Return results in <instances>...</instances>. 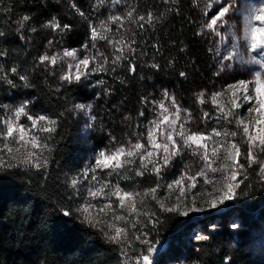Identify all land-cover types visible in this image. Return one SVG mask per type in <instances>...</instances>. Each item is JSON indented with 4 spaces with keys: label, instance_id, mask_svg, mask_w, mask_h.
Returning <instances> with one entry per match:
<instances>
[{
    "label": "trees",
    "instance_id": "obj_1",
    "mask_svg": "<svg viewBox=\"0 0 264 264\" xmlns=\"http://www.w3.org/2000/svg\"><path fill=\"white\" fill-rule=\"evenodd\" d=\"M115 8L117 13L112 11ZM0 9H4L0 11V31L5 33L0 38V50L8 53L0 57V67H17L29 77L27 87L15 76L10 77L16 82L15 88L0 82V104L31 100V110L58 119L56 132L48 141L52 151L46 153V170L0 169V264H125L127 258H138L136 251L108 242L96 227L64 217L60 211L78 208L66 181L80 168L87 153L86 146L76 141L74 106L95 100L103 112V132L117 137L129 135L134 125L143 123L149 102H160L165 90L176 97L182 109L199 117L200 107L209 102L212 93L240 78L217 75L214 45L199 33L204 19L202 7L195 0H120L118 4L113 0H0ZM132 9L133 19L125 20L123 29L119 23H110L111 32L104 33L109 40H122L134 49L125 47L124 58L112 64L120 53L106 40H90V25L100 30L109 17H124ZM149 12L154 17L151 23L147 22ZM25 15L31 20L17 31V21ZM138 16H145V20L139 21ZM53 17L61 25H71V30L59 33L41 27ZM33 27L36 32L31 31ZM85 44L89 49L83 47ZM64 49H77L88 56L103 53L109 62L94 77L95 84L85 80L79 85L61 86L60 62L56 68L36 65L41 55L62 54ZM102 62L98 58L97 63ZM153 64L159 67L153 68ZM129 65L135 66V72L129 71ZM180 72L186 76L181 77ZM202 92L204 104L197 100ZM91 138L101 143L104 136ZM253 176V169L247 168L236 190L238 207L245 214L259 205ZM154 213L158 223L148 224L147 233L152 243L163 242L166 248L154 256L152 264H164L168 249L190 222L175 213L158 209ZM206 236L208 240L189 241V246L186 243L191 264H255L246 252L232 246L226 226L208 231Z\"/></svg>",
    "mask_w": 264,
    "mask_h": 264
},
{
    "label": "snow or ice",
    "instance_id": "obj_2",
    "mask_svg": "<svg viewBox=\"0 0 264 264\" xmlns=\"http://www.w3.org/2000/svg\"><path fill=\"white\" fill-rule=\"evenodd\" d=\"M113 3L118 4L120 0H113ZM213 5H218V8L214 14L209 16L207 9L212 8ZM205 8L204 16L207 17V20L202 25V30H209L219 35L218 29L227 24L226 17L232 8V4L228 0H211V3L206 4ZM3 10L0 9V11ZM8 11L11 10L8 9ZM77 11L79 12V9ZM134 11L135 9L128 11L124 17H109L108 21L101 25L100 30L90 25V40H106L112 44L116 52L120 53L112 59V64H116L124 58L125 47L130 51H134V49L131 48L130 44H123L122 40H109V37L104 33L111 32V28L108 27L109 23H119V29H123V22L125 20L130 22L133 19ZM79 14L84 16L83 12H79ZM153 18V14L149 12L147 22L151 23ZM136 19L144 21L145 16H138ZM30 20V16H22L17 21V31L24 28ZM41 27L59 33L71 30V25H61L55 17L46 21ZM139 27L143 28L144 24H140ZM31 31L36 32L37 29L33 27ZM4 36L5 33L0 31V38ZM238 40L244 41L246 50L257 53L261 57V59H257L256 56H253L250 61L242 60V62L264 64V3L254 8L249 14L246 30L242 37H238ZM49 44L51 45L52 41H49ZM83 47L89 49L90 46L85 44ZM91 47L95 48V43ZM7 55L6 51L0 50V57ZM66 58H70L74 63H68ZM98 58H102L103 62L97 63ZM60 61H64L67 65L66 68L61 69L59 75L61 86H63L82 84L93 73L104 71V64L108 63L109 59L103 53H99L98 56H79L77 49H64L62 54L49 55L45 53L41 55L36 67L56 68ZM152 67L158 68L159 65L153 64ZM135 70L134 65H129V71L135 72ZM53 75H55L54 72ZM179 75L185 77L186 73L180 72ZM11 76L18 77L19 81L24 82L25 87L29 86L28 75L21 74L17 67H11L8 70L0 67V82L15 88L16 82L10 78ZM99 83H103V81H99ZM204 97L205 93L202 92L197 96V100L204 104L206 102ZM222 98H227L226 104L220 103ZM208 100L220 113L219 116L215 117L217 122L223 120L229 125L235 122L237 130L213 128L210 134L192 131L186 127L191 114L187 109H182L173 94L165 90L162 100L153 102L156 103L160 111L155 119L149 121L150 127L146 129V132L139 133L141 139L135 141L129 139L125 143H119L116 137H111L113 141L111 149L99 151L92 164L66 181L67 186L73 190L75 195H82L80 186L83 185L87 196L85 203L74 210L61 208L62 215L79 219L81 223H86L91 227H98L105 240L113 244L131 246L132 239L141 241L142 237L147 236V233L142 228L137 227V224L141 223L139 217L142 215L147 218L146 222L143 223L144 228L149 223H152L153 226L158 223V217L154 212H138V198L151 196L163 212L180 211L179 205L167 207L163 198L157 199L156 193L161 187L160 184L146 189L143 193L129 192L121 188L118 183L114 184L111 180L105 179L104 176H112L114 173L121 175L122 171H134L136 177H144L146 174H154L160 177L163 170L172 164L177 157L182 156L185 151H190L194 156H197L202 167L196 175H189L186 171L180 179L165 185L164 188L169 193L175 186L178 192L176 198L180 200L189 189L196 187L198 176L204 177L205 183H209L208 171L212 173L224 172L226 174L223 177V183L220 187L207 193L211 199L206 203L210 207L216 208L218 204H224L225 201L235 199L236 190L243 182L239 179L245 169V163H242V160L247 162L248 167L259 165L260 173L264 176V160L261 159V156H264V76L256 73L252 80H238L228 84L221 91L212 93ZM164 101L168 103L166 104ZM31 103V100L25 99L13 106L0 104V169L25 168L40 171L46 170L48 167L49 157L46 153L52 151L48 141L52 139V133L56 132L58 119L42 113H32L29 109ZM243 103L252 105L247 109L250 117L247 122L236 111L243 106ZM86 107L90 106L84 104L74 106L75 109L81 111L85 110ZM253 113H255L254 116ZM140 115L143 116L144 113L141 112ZM203 118L207 120L212 117L210 113L204 112ZM41 134L47 135L42 136ZM238 135L243 138V142L247 145L245 153L241 152L237 142L228 139ZM221 153H223L224 162L219 167H213L216 161L220 159ZM5 156L7 159L4 158ZM132 164H136L137 167L135 169L129 168ZM185 181L190 183L186 185ZM93 200L97 203H91ZM140 203H143L142 199H140ZM194 204L195 201H193ZM188 211L196 212L203 211V209L192 206L187 211H183L182 214L188 215ZM132 216H136L137 219L131 220L130 217ZM232 227L235 228L237 225L233 224ZM198 239L208 240L209 237L206 235L199 236ZM142 242L148 243L147 239H143ZM147 251L152 252L154 249L149 247ZM135 264H152V261L148 255H143L137 258Z\"/></svg>",
    "mask_w": 264,
    "mask_h": 264
},
{
    "label": "rangeland",
    "instance_id": "obj_3",
    "mask_svg": "<svg viewBox=\"0 0 264 264\" xmlns=\"http://www.w3.org/2000/svg\"><path fill=\"white\" fill-rule=\"evenodd\" d=\"M195 1L202 7L204 12L206 10L205 5L211 3V0ZM228 2L232 4V8L226 17L227 24L218 29L220 33L219 35H216L209 30H202V25L207 20V17L205 16L199 29L201 37L206 40H211L214 45L217 72L227 79L234 76H240V78L236 81L252 80L254 79L256 73H260L264 76V64L242 62V60L250 61L253 56H256L257 59H261V57L258 56L257 53L246 50L244 47V41L238 40V37H242L246 30L247 18L249 14L254 8L264 3V0H228ZM217 8L218 5H213L212 8L207 9L209 16L214 14ZM112 11L114 13L118 12L116 8ZM108 13L110 14V12ZM108 26H111L110 23ZM111 39L112 41H115V38ZM105 48H110V46L106 45ZM78 55L88 56L87 53L82 54L81 52H78ZM229 57L231 58L229 59ZM66 60L68 63H74V61H71L70 58H66ZM60 63L63 68L67 67L64 61H60ZM97 74L98 72L93 73L86 81L91 83L94 82L93 84H95L94 77H96ZM236 81L225 84L219 91L226 88L228 84L235 83ZM21 101L22 100H17L10 104V106L17 105ZM164 102L166 104L168 103L167 101ZM220 103L226 104L227 98H222ZM80 104L90 106L86 107L83 111L75 109V113L78 118L75 131L76 141L83 143L84 146H86L87 153L86 157L82 160L80 168L75 172L73 177H75L78 172L92 164L99 151L111 149L113 144L111 137L114 136V134H105V132H103L101 121L103 112L99 109L95 100ZM149 104L148 115L143 123H137L134 125L131 128V133L129 135L124 134L120 137L114 136L117 138L119 143H125L129 139L133 141L141 139L139 133L146 132V129L150 127L149 121L155 119L160 111L157 108L156 103L149 102ZM251 106L252 105L249 103H243V106L236 110L240 116L245 118L246 122L250 119L247 109ZM200 109L202 111L200 116H191L189 122L186 124V127L192 131H200L210 134L213 128H223L229 131L237 130L235 122L230 125L223 120L217 122L215 117L219 116L220 113L216 111L210 101L205 105H202ZM30 111L36 114L35 111L31 109ZM204 112L210 113L212 118L205 120L203 118ZM254 115L255 113H253V116ZM93 135L97 137L104 136V138L101 143H99V141L96 142L92 140L91 136ZM228 139L237 142L240 145L241 152L245 153L247 145L243 142V138L240 135L234 138L230 137ZM4 158L7 159L6 156ZM261 159L264 160V156H261ZM223 162V153H221L220 159L216 161L213 167H219ZM242 163H245V169L239 177L240 180L246 176V170L249 168L246 161L242 160ZM136 167V164L129 166L131 169H135ZM201 167L202 163L199 161V158L194 156L190 151H185L182 156L177 157L172 164L163 170L160 177H157L154 174H146L144 177H136L134 171H122L121 175L114 173L112 176H104V178L111 180L114 184L118 183L121 188L129 192L143 193L146 189L155 187L156 184H160L161 187L156 193L157 199L163 198L167 207H172L177 204L179 205L180 211L171 213H175L181 218L189 220L190 225L185 227L183 235L178 240L173 241L171 248L168 249L169 255H166L163 261L164 264H191L188 257L189 253L187 251L186 243H188V246L190 245L189 241L192 244L196 243L197 241H200V239H198L199 236H205L208 231L218 230L223 226H226L230 232L233 247H238L242 251L246 252L253 263L264 264V205L262 204L264 203V176L260 173L259 165H252L250 167L254 171V180H252V182L257 196L255 199H257V204L259 205L258 208L247 211V215L242 212L243 209L238 207L239 201H236V198L230 201H225L224 204H218L216 208H212L206 203L211 199L207 193L214 188L220 187L223 183V177L226 174L224 172L212 173L208 171L207 178L210 180L209 183H205L204 177L198 176L196 187L189 189L186 192V195L181 197L180 200H177L176 198L178 192L175 189V186L171 193L164 188L165 185L171 183L172 181L180 179L182 174L186 171L189 175H196L200 171ZM189 183V181H185L186 185ZM80 189L82 195H75L78 207L85 203V198L87 196L83 185L80 186ZM140 199L143 200V203H140ZM193 201H195L194 205ZM91 203L96 204L97 201L93 200ZM192 206L202 208L203 211H188V215L182 214L183 211H187L188 208ZM137 209L140 213H153L154 209L160 210L156 200H153L151 196L138 198ZM223 217H226L224 218L225 220H223ZM130 219L135 221L137 217L132 216ZM139 219L141 223L137 224V227L142 228V230L147 233L148 226L146 228L143 227V223L146 222L147 218L141 215ZM233 224L237 225V227L233 228ZM96 228L99 230L98 227ZM133 231L135 230L133 229ZM136 235H139V233H136ZM143 239H147L148 243H143ZM142 240L137 241L132 239L131 246H123H125L128 251H136L138 253L137 256L140 254L148 255L153 263L154 256L157 255L160 250H164L166 248V244L163 242L152 243L148 233L146 237H142ZM149 247L153 248L154 251L148 252L147 249ZM136 260L137 257L127 258L125 260V264H135Z\"/></svg>",
    "mask_w": 264,
    "mask_h": 264
},
{
    "label": "built area",
    "instance_id": "obj_4",
    "mask_svg": "<svg viewBox=\"0 0 264 264\" xmlns=\"http://www.w3.org/2000/svg\"><path fill=\"white\" fill-rule=\"evenodd\" d=\"M143 255H145V254H141V255H139V257H140V256H143Z\"/></svg>",
    "mask_w": 264,
    "mask_h": 264
}]
</instances>
